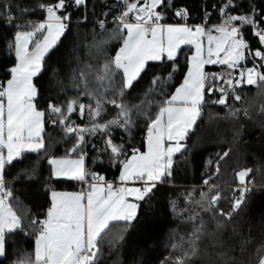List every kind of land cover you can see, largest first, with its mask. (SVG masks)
Instances as JSON below:
<instances>
[{
	"label": "trees",
	"instance_id": "16d2710c",
	"mask_svg": "<svg viewBox=\"0 0 264 264\" xmlns=\"http://www.w3.org/2000/svg\"><path fill=\"white\" fill-rule=\"evenodd\" d=\"M54 2L0 0V83L5 84L11 77L10 69L17 62L16 32L31 30V24L45 20L47 14L40 5ZM223 3L224 0H166L156 10L162 12L164 23L199 25L207 14V28L214 31L227 19L219 11ZM232 3L233 7L226 9L228 14L249 16L256 24H264V0H232ZM122 7L117 0H86L80 7L66 0L65 8L58 12L69 14L68 27L46 54L42 71L34 77L38 92L36 106L46 112L45 148L36 153L25 152L5 166L6 188L12 192L7 201L20 217L21 227L6 233L5 256L0 257V264H29L34 259L39 231L32 221L46 218L51 193L84 189L81 181L56 179L52 175L48 160L67 155L76 142V135L67 134L58 118L48 113L49 103L64 107L69 100L77 99L79 103L94 105V97H99L116 99L131 110L130 128L112 126L107 134L85 133L82 149L85 168L103 176L105 181L116 182L123 162L133 150H145L150 118L170 99L187 74L194 48L183 45L175 61L148 62L122 97L115 95L121 83L119 71L113 77L114 87L104 91L108 81H100L98 77L122 46L126 34L120 30L117 19ZM178 10L186 15L176 16ZM232 25L241 29L243 40L253 54L246 51L245 59L235 69L217 64L206 65L204 70L225 78L231 73L235 85L242 67L264 64L254 56L256 50L264 52V45L254 35L255 25H242L238 21ZM259 70L264 72V68ZM212 83L217 89H228L223 80ZM228 91L227 103L220 105L212 103L220 98V92L209 93L205 89L201 116L188 132L182 150L174 155L172 175L165 176L162 183H157L139 201L134 220L115 222L110 231L102 234L96 264H176L178 258L184 264H259L262 257L258 250L264 248V82L250 86L241 81L235 92ZM235 95L241 99L236 101ZM104 108L101 121L117 118L118 108L111 104H105ZM54 118L56 124L50 122ZM69 119L74 126H91L87 113L84 117L73 113ZM109 135L123 149L118 157L106 146ZM227 150V156L223 157ZM72 157L77 154L72 153ZM245 169H251L246 179L250 190L245 192L240 208L232 212V204L242 188L237 173ZM203 193L209 199L217 193L221 197L211 211H205L209 204L202 198ZM219 210L232 212L231 218L220 215ZM197 229L199 239L193 236Z\"/></svg>",
	"mask_w": 264,
	"mask_h": 264
},
{
	"label": "snow or ice",
	"instance_id": "6c2138e0",
	"mask_svg": "<svg viewBox=\"0 0 264 264\" xmlns=\"http://www.w3.org/2000/svg\"><path fill=\"white\" fill-rule=\"evenodd\" d=\"M117 2L123 6L117 18L118 23L120 30L126 34L122 46L104 65L103 72L98 77L100 81H108L104 91L114 87L113 77L117 71L121 73V83L115 95L122 97L125 90L132 88L133 82L140 77L149 61H175L182 45L193 46L195 52L190 57L183 83L150 118L146 137L147 151L134 149L131 157L123 162L119 176L120 187L114 188L111 183L105 184L103 176L90 173L85 168V154L82 149L86 143L85 133L107 134L112 126L130 128L131 110L125 104L117 103L116 99L99 97H94V105L79 103L77 99L69 100L64 107L49 103L48 113L58 118L67 134L76 135V142L67 155L48 160L52 175L81 182L91 179L93 183L88 185L87 192L51 193V207L47 209L46 218L32 221L39 231L35 240L34 259L29 264H96L98 242L102 234L110 231V226L115 222H131L135 219L139 205L129 198L135 201L144 200L157 183H162L165 176L172 175V157L174 153L182 150L184 145L181 142L186 140L188 132L201 116L205 89L209 93L218 90L221 96L212 103L225 105L228 89L235 92L241 81L250 86H259L264 82V72L259 70L264 68V64L241 71L240 79L235 81V85L231 73L225 78L204 70L206 65L217 64L235 69L245 59L246 51L253 54L242 38L241 29L233 26L232 22L255 25L256 21L249 16L228 14L226 9L233 7L232 0H224L219 9L227 19L214 29L218 35H213L203 26L193 29L187 25L161 23L162 12L156 9L164 5L166 0ZM72 3L80 7L86 4V0H72ZM65 6L66 0L40 5L46 11L47 19L42 23L31 24V30L16 32L14 50L17 63L10 69L11 78L6 81V85L0 83V257L5 256L6 233L21 227L20 217L7 201L12 192L5 190V166L25 152L36 153L45 148L46 112L36 106L38 92L33 78L42 71L45 55L55 47L68 27L69 14L58 15ZM175 15L184 17L186 13L178 10ZM103 26L104 22L101 21L100 27ZM254 35L264 45V29L255 31ZM254 56L264 61V52L256 50ZM214 80H223L228 89H217L212 83ZM234 99L239 101L241 97L235 95ZM105 104L119 109L116 119L107 122L99 119L105 111ZM73 113H78L80 117L87 113L91 126H74L69 119ZM55 118L50 122L56 124ZM106 146L116 157L123 151L120 145L113 143L110 135ZM72 153H76L77 158H72ZM250 172L251 169H245L237 173L242 188L239 189L240 196L232 204V212L240 208L245 192L250 190L246 183ZM128 182H140L142 186L127 187ZM204 183L208 184V180ZM211 187L214 188L215 185ZM202 198L209 204L205 211H211L221 199L218 193L213 194L210 199L207 193H203ZM232 212L224 213L219 210L220 215H226L229 219ZM191 219L194 220L195 217ZM198 232L199 229L193 232L195 239H199ZM192 254H195V241ZM258 255L262 257L259 264H264V248L258 250ZM176 264H184L183 259L178 258Z\"/></svg>",
	"mask_w": 264,
	"mask_h": 264
},
{
	"label": "crops",
	"instance_id": "0c3cea01",
	"mask_svg": "<svg viewBox=\"0 0 264 264\" xmlns=\"http://www.w3.org/2000/svg\"><path fill=\"white\" fill-rule=\"evenodd\" d=\"M58 15H59V13H58ZM47 19V18H46ZM45 19V20H46ZM45 20H41V21H37V22H35L36 24H38V23H42V22H44ZM161 23H164L162 20L160 21ZM164 24H172V25H187V26H189V27H192L193 29L195 28V27H197V26H200V25H191V24H188L187 22H179V23H164ZM208 26H205V29L206 30H211L210 28H207ZM61 38V37H60ZM243 38V37H242ZM183 46V45H182ZM30 47V50H31V45L29 46ZM46 56V55H45ZM45 58V57H44ZM150 62V61H149ZM17 63V62H16ZM43 64V63H42ZM16 65V64H15ZM247 68H251V67H246V66H244V67H242L241 68V71H246V69ZM11 78V77H10ZM9 78V79H10ZM183 83V82H182ZM181 83V84H182ZM33 84H34V78H33ZM180 84V85H181ZM5 85H6V83H5ZM179 85V86H180ZM35 86V85H34ZM178 86V87H179ZM173 94H175V92L173 93ZM198 120V119H197ZM197 122V121H196ZM195 126V125H194ZM194 126H193V128H194ZM192 128V129H193ZM191 129V130H192ZM44 130H45V128H44ZM183 145H184V141H182L181 142ZM136 149H138V148H136ZM147 151V140H146V148H145V150L144 151H141L140 150V152H146ZM5 152H6V150H5ZM133 153V152H132ZM178 153V152H177ZM176 153H174V155H175ZM132 155V154H131ZM131 155H130V157H131ZM174 155H173V157H172V160H173V158H174ZM129 157V158H130ZM72 158H77V157H72ZM128 158V159H129ZM18 159V158H17ZM16 160V159H15ZM14 161V160H13ZM84 164H85V161H84ZM121 171H122V168H121ZM121 171H120V173H121ZM120 176V175H119ZM56 179H64V180H70V179H68V178H63V177H60V178H57V177H55ZM84 183V189H83V191L84 192H87L88 191V185L89 184H91V183H93V181H90V180H88L87 182H83ZM104 183L105 184H107V183H111L113 186H114V188H116V187H120L121 186V181L118 179L116 182H108V181H105L104 180ZM127 187H141L142 185L140 184V182H128L127 183V185H126ZM56 192H80V191H60V190H57ZM130 200H132V202H135V203H138L139 204V201H135V200H133L131 197L129 198ZM14 211V210H13ZM137 212H138V209H137Z\"/></svg>",
	"mask_w": 264,
	"mask_h": 264
},
{
	"label": "built area",
	"instance_id": "2783aa9c",
	"mask_svg": "<svg viewBox=\"0 0 264 264\" xmlns=\"http://www.w3.org/2000/svg\"><path fill=\"white\" fill-rule=\"evenodd\" d=\"M46 12V11H45ZM208 20H209V18H208V15L206 14L205 15V19H204V21L200 24V26H203V27H205V26H208ZM255 30L257 31V30H261V29H264V24H260V23H258V24H256L255 26ZM5 190L7 191V188H5Z\"/></svg>",
	"mask_w": 264,
	"mask_h": 264
},
{
	"label": "rangeland",
	"instance_id": "374dc122",
	"mask_svg": "<svg viewBox=\"0 0 264 264\" xmlns=\"http://www.w3.org/2000/svg\"><path fill=\"white\" fill-rule=\"evenodd\" d=\"M207 31H211L212 32V34L213 35H218V33H216L215 31H213V30H207ZM205 43H206V38H205ZM194 48V47H193ZM194 52H195V49H193V52L190 54V57H191V55H193L194 54ZM221 55H223V53L221 54ZM189 65H190V58H189ZM241 71V70H240ZM264 172V171H263ZM262 172V173H263ZM263 175H264V173H263ZM64 178V177H63ZM239 179V178H238ZM246 179H247V177H246ZM247 181V180H246Z\"/></svg>",
	"mask_w": 264,
	"mask_h": 264
},
{
	"label": "water",
	"instance_id": "95a60500",
	"mask_svg": "<svg viewBox=\"0 0 264 264\" xmlns=\"http://www.w3.org/2000/svg\"><path fill=\"white\" fill-rule=\"evenodd\" d=\"M228 152H229V150H227L225 153H227L228 154ZM227 156V155H226ZM223 157H225V155H223Z\"/></svg>",
	"mask_w": 264,
	"mask_h": 264
},
{
	"label": "bare ground",
	"instance_id": "6f19581e",
	"mask_svg": "<svg viewBox=\"0 0 264 264\" xmlns=\"http://www.w3.org/2000/svg\"><path fill=\"white\" fill-rule=\"evenodd\" d=\"M200 25V24H199Z\"/></svg>",
	"mask_w": 264,
	"mask_h": 264
}]
</instances>
